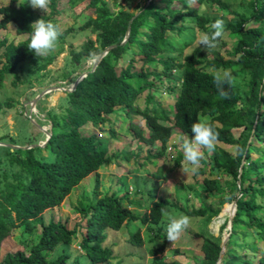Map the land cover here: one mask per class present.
I'll return each instance as SVG.
<instances>
[{
  "label": "trees",
  "instance_id": "16d2710c",
  "mask_svg": "<svg viewBox=\"0 0 264 264\" xmlns=\"http://www.w3.org/2000/svg\"><path fill=\"white\" fill-rule=\"evenodd\" d=\"M174 1L145 0L134 13L123 7L114 11L107 0H51L49 13L40 16L56 23L54 16L62 12V7L73 8L86 2L88 16L79 29L88 30L94 38L87 36L76 47L68 43L70 64L75 71L83 67L78 75L87 74L72 90H65L61 112H48L51 134L45 145L18 148L0 145V245L18 226H24L29 235L34 234L38 225L41 227L37 242L29 246L27 253L23 249L7 252L0 264H108L114 257V245L104 244L110 230L117 232L127 222L137 220L158 226L163 215L161 209L167 202L156 200L157 181L146 177V169L140 175L135 174L141 179L140 184L133 183V194L144 195L147 203L128 201L136 208H143L141 215L121 201L127 195L120 196L118 188L97 199L78 202L75 210L81 220L73 228L59 221L44 222L46 209L58 206L82 179L96 173L103 164L114 162L116 156L125 160L135 156L139 166L148 162L147 159L140 162L137 154L126 151L108 154V142L100 133L80 130L86 124L101 129L102 124L110 122L108 116L116 108L129 118L138 115L144 120L143 128L132 121L128 123L138 141L149 145L160 143V149L147 158L164 156L175 129L193 136L191 125L198 117H207L213 124L219 134L217 142L236 146L235 155L216 146L206 162L221 176L227 173L232 176L229 187L215 177L202 179V188L217 203L202 201L199 209L185 212L192 216L210 212L216 216L224 203H229V207L235 205L232 221L228 224L229 218L225 217L221 234L195 233L202 239L203 257L199 264H264V0H239L240 5L249 9L248 13L231 9L223 0H195L192 7L184 0H176L174 6ZM21 2L19 7L18 0L0 5V30L12 23L17 34H26L18 42L6 38L0 41V88L6 75L21 62L36 64L35 54L27 46L30 25L37 20L35 10L27 0ZM202 6L206 8L204 11ZM215 7L222 15L233 14L225 21V30L235 40L234 46L225 49L227 57L220 51L225 46L222 38L211 51L196 46L187 52L192 41L185 35L186 31L197 28L211 33V25L217 19L207 11ZM128 29V37L122 42ZM70 30L62 31L61 37ZM168 33L180 36L181 41L170 38ZM113 44L93 70V62L85 67ZM56 47L61 52L63 43L58 42ZM126 54L128 59L121 65ZM53 58L54 55L48 56L39 67H46ZM225 68L232 70L234 85H226L229 96L221 98L209 70ZM76 79L70 81L68 88ZM163 91L173 97L171 109L161 106L158 100ZM141 97L143 105L139 103ZM4 106H11L10 101L0 100V111ZM235 129H239L237 136L233 133ZM108 131L114 135L111 125ZM4 139L5 136L0 137V142ZM17 143L11 138L10 144ZM42 151L47 154H41ZM252 151L260 152L259 157H253ZM182 157L179 153L174 162L179 164ZM160 171L157 168L152 172L153 177L160 178ZM99 186L96 173L95 193H99ZM124 187L127 189L126 184ZM223 231L227 239L222 237ZM156 237L164 242L149 248L151 255L162 252L168 243L167 235L160 233L151 235L149 241ZM127 241L138 247L143 245L138 227ZM74 242L78 243L80 252L73 255L67 247ZM60 244L65 246L63 252L50 258L48 251ZM152 263L163 261L154 259Z\"/></svg>",
  "mask_w": 264,
  "mask_h": 264
},
{
  "label": "rangeland",
  "instance_id": "374dc122",
  "mask_svg": "<svg viewBox=\"0 0 264 264\" xmlns=\"http://www.w3.org/2000/svg\"><path fill=\"white\" fill-rule=\"evenodd\" d=\"M112 10L116 11L123 7L128 11L136 13L140 5L145 0H107ZM227 2L231 9L239 12H249V9L240 5L239 0H223ZM9 0H0V5L8 4ZM116 2V4H115ZM17 5V3L15 4ZM174 6H177V1H174ZM205 6L201 7V11H204ZM49 8L48 12L49 13ZM216 16V19L229 20L233 17L232 13H225L218 9L212 8L207 11ZM42 14H46L39 9H35L36 19H39ZM88 9L86 8V2L78 3L73 8L68 5L62 7V12L55 15L54 19L56 23L61 26V30L71 28L66 32L64 36L59 38L58 42L63 43V49L61 52H57V47L46 57H37L35 55L36 64L30 61L21 62L18 67L10 74L6 75L3 81V87L0 88V100H9L11 106H4L0 111V137L5 136L3 142L0 145L10 144L11 138H14L16 145L19 147H28L25 145L30 142L36 144L46 143L48 135L46 131H49L50 122L48 118V112L54 110L55 112H61L64 107L65 90L72 84L71 80L78 78V70H74V67L70 64L68 57L69 45L71 42L73 46H78L87 36L94 38L93 34H89L88 30L81 31L79 26L87 19ZM250 24V23H248ZM247 24V25H248ZM12 25V26H11ZM8 23L6 28L0 30V41L6 38L13 42L26 37V34H17L13 24ZM170 38H176L181 41L180 36L176 34L168 33ZM204 34L197 28L187 30L185 35L190 36L192 44L186 49L187 52L196 46L204 47L199 42V37ZM225 42V46L220 47V51L224 57H227L225 49H230L235 44V40L228 35V30H225V34L222 37ZM50 55H54V58L44 68L39 65ZM121 65H125L128 55H123ZM92 63L89 61L87 65ZM93 64V63H92ZM38 66V67H37ZM67 72V73H66ZM63 73H66L64 78ZM76 74L75 76H73ZM73 76L74 78H72ZM142 97L139 100L140 105H143ZM161 102V106L166 109H171L173 104V97L168 92H160L158 99ZM108 118L109 123L102 124L101 129L93 127L91 124H86L80 128L83 133L98 132L101 138L108 142V154L116 153L120 154V151H126L129 153L137 154L140 162L145 159L148 160L142 166H139L135 159L131 157L129 160L123 159L122 156L115 157L114 162L103 164L96 173L100 178L99 193L93 191L95 172L90 173L81 182L76 185L70 194L65 199L53 208H48L43 212L44 222L49 220L59 221L65 224L68 228H73L78 221L81 220V216L75 210V206L78 202H85L86 199H97L104 193L111 194L114 190L120 188V196L124 193L126 198H122V202L132 209L135 213L141 215L143 208H136L128 201L134 199L147 203L146 197L143 195H134L133 183L140 184V175L144 173L147 178L156 180L155 196L156 200L162 199L167 202L164 209H167L173 215L185 214L191 218L190 227L183 233L181 238L172 246L168 241L166 248L156 254L151 255L149 248L156 247L158 244L163 243L164 239L156 237L154 241H149L151 235L166 234V225L168 219L166 215H162V220L158 226H153L151 223H142L140 220L129 221L124 224L117 232L109 231L108 237L104 242L105 245H114V257L108 262V264H153L154 259H161L162 264H199V260L203 257V253L200 249L201 238L196 236L195 233L207 236L208 233L213 235H219L220 227L225 221V217H228V213L231 209L229 203H224L222 210L213 216L212 213L207 212L204 216H192L188 215L186 210H196L201 207L202 201L209 204L211 201L213 204L217 203V199L212 197L202 188L204 177L217 178L221 181L225 187H229L232 176L226 174L221 176L219 173L212 171L210 166L206 162L210 159L211 153L207 149H203L204 157L201 160L200 167L196 173H182L181 165L176 164L175 157L181 153L180 145L184 138H191L190 135L183 134L179 129H175L172 133L164 156L147 158L148 154H155L160 149V143L157 141L154 145H149L144 142L138 141L133 137L132 129L128 127L129 121H132L140 127H144V120L138 115H131L130 118L119 108L111 113ZM206 119L207 117H200ZM110 125L114 130V135H110ZM235 136L238 135L239 129L233 131ZM33 142V144H34ZM14 145V144H12ZM45 145V144H44ZM218 148H224L228 150L232 155H235L236 146H230L221 142H216ZM32 147V146H31ZM264 149V146H262ZM41 154L46 155V151H42ZM253 157H259L260 152L252 151ZM264 155V154H263ZM183 160L181 158L180 162ZM6 162V161H5ZM3 164L2 166H4ZM241 166V165H240ZM239 166V169H240ZM160 168V178L153 177L152 172ZM202 169V170H200ZM16 170V168H14ZM120 181V182H119ZM126 184L127 189L123 185ZM137 184H134L135 186ZM122 187V188H121ZM137 187V186H136ZM140 187V186H138ZM228 224H230L228 220ZM138 227L140 229V235L143 239V245L138 247L127 241L129 236ZM24 226H18L12 230L10 236L5 238L0 245V260L7 252H13L16 250H24L28 252L30 245L37 242L40 234V225L35 228L33 235L27 234L23 230ZM79 234V233H78ZM227 239V234L223 231L222 237ZM79 238V236H78ZM64 245L60 244L56 249L48 251L50 258H55L58 254L63 252ZM259 247L263 249L262 243H259ZM68 252L73 255L80 252L77 242L68 245ZM167 250V254H166ZM175 250L177 252H175Z\"/></svg>",
  "mask_w": 264,
  "mask_h": 264
},
{
  "label": "clouds",
  "instance_id": "9594fccd",
  "mask_svg": "<svg viewBox=\"0 0 264 264\" xmlns=\"http://www.w3.org/2000/svg\"><path fill=\"white\" fill-rule=\"evenodd\" d=\"M51 0H27L31 8L39 9L47 14ZM188 7H192L195 0H184ZM22 6L21 0H18V7ZM11 25V23H10ZM12 26V25H11ZM30 42L28 49L33 51L37 57H46L55 50L59 38L62 35L61 26L51 20L40 18L30 25ZM211 33H204L199 37V42L207 51L217 47L219 39L225 34V21L223 19L215 20L212 25ZM213 76L218 94L221 98H228L229 93L225 86L234 85V77L231 69H210ZM191 138H184L180 145L183 153V160L180 162L182 173H196L200 167L201 160L204 157L203 149L209 153L215 150L218 140V133L215 131L211 122L198 117V120L191 125ZM161 213L167 216L166 225L167 240L172 246L181 238L183 233L190 227L191 218L185 214L173 215L167 209L162 208ZM167 254V250H166Z\"/></svg>",
  "mask_w": 264,
  "mask_h": 264
},
{
  "label": "water",
  "instance_id": "95a60500",
  "mask_svg": "<svg viewBox=\"0 0 264 264\" xmlns=\"http://www.w3.org/2000/svg\"><path fill=\"white\" fill-rule=\"evenodd\" d=\"M128 34H129V29L127 30V32H126V36H125V38L123 39V41L122 42H124L125 40H126V38L128 37ZM115 45L113 44V45H110V46H107V47H105L104 49H103V51L93 60V64H92V69L91 70H93L94 69V67L97 65V63L99 62V60L111 49V48H113ZM87 74V72H84L83 74H81L77 79H76V81L74 82V84L72 85V87L71 88H61V89H63V90H67V91H69V90H72L75 86H76V84L78 83V81L79 80H81L85 75ZM46 133H47V135H48V137L50 136V131H46ZM45 143H43V144H33V145H30V146H28V147H31V146H43ZM8 145H10V146H12V147H16V148H18L19 146H17V145H12V144H8ZM234 209H235V205H234V203L232 204V206H231V210L229 211V213H228V218H229V222L231 223V221H232V218H233V215H234ZM230 227V226H229ZM226 239V238H225Z\"/></svg>",
  "mask_w": 264,
  "mask_h": 264
}]
</instances>
